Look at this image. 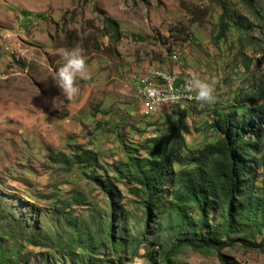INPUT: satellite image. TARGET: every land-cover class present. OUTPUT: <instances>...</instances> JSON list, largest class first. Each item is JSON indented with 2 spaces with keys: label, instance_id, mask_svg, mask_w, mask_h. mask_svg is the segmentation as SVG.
Here are the masks:
<instances>
[{
  "label": "rangeland",
  "instance_id": "rangeland-1",
  "mask_svg": "<svg viewBox=\"0 0 264 264\" xmlns=\"http://www.w3.org/2000/svg\"><path fill=\"white\" fill-rule=\"evenodd\" d=\"M223 7L232 19L242 15L257 21L248 12L252 7L240 0H0V209L5 217L0 218L5 253L0 262L81 264L76 255L63 254L60 244L78 241L80 232L87 235L92 228L82 221L64 226L62 211L76 192L98 201V210L106 201L79 167L66 171L55 161L59 154L83 147L97 152L104 165L124 160L125 138L141 141L156 128L177 123L174 111L188 126L187 142L198 146L205 141L204 122L258 84L264 42L257 40L256 29L254 44L249 43V35L235 26L218 38ZM105 17L118 24L117 41L106 30ZM75 46L82 50L90 79H77L78 93L68 101L53 77L61 63L58 53ZM149 65L215 81V102L202 106L193 100L144 115L134 79ZM70 207L73 214L81 210ZM138 230L131 225L132 234ZM142 252L140 247L123 264H149ZM221 252L238 264H264V251L235 245ZM115 257L109 264H116ZM94 258L104 264L109 259ZM173 260L222 264L214 251L190 247L180 248Z\"/></svg>",
  "mask_w": 264,
  "mask_h": 264
},
{
  "label": "trees",
  "instance_id": "trees-1",
  "mask_svg": "<svg viewBox=\"0 0 264 264\" xmlns=\"http://www.w3.org/2000/svg\"><path fill=\"white\" fill-rule=\"evenodd\" d=\"M240 1L252 7L248 12L260 24L242 15L232 19L223 7L218 38L235 26L249 35V43L254 44L251 33L256 29L257 40L264 42V1L253 0L260 8L252 0ZM104 22L117 41L121 37L118 24L109 17ZM174 113L177 123L156 128L141 141L125 138L124 160L104 165L97 152L83 147L71 155L58 153L55 161L66 171L72 165L79 167L106 201V207L98 210L99 202L88 193L73 194L69 204L81 210L73 214L69 204L64 207V226L82 221L92 232H80L78 241L60 244L63 254L76 255V263L81 264H89L90 259L104 264L94 257L116 255V264H123L142 247L141 256L149 264H173L176 252L190 247L214 251L222 264H238L221 251L235 245L264 251V71L258 75V84L253 82L246 92L236 94L227 111L216 110L204 122L205 141L198 146L187 142L188 126ZM0 214L5 220L1 209ZM132 224L139 228L135 234ZM75 249L81 252L74 253Z\"/></svg>",
  "mask_w": 264,
  "mask_h": 264
},
{
  "label": "clouds",
  "instance_id": "clouds-1",
  "mask_svg": "<svg viewBox=\"0 0 264 264\" xmlns=\"http://www.w3.org/2000/svg\"><path fill=\"white\" fill-rule=\"evenodd\" d=\"M58 54L61 63L55 72L53 83L64 98L70 101L78 93L76 80H88L90 73L87 71L86 60L80 47L63 49ZM214 84L215 81L208 82L199 78L195 73H189L184 91L191 93L192 98L202 106L212 105L216 100ZM144 91L150 97L157 96V91L151 87Z\"/></svg>",
  "mask_w": 264,
  "mask_h": 264
},
{
  "label": "built area",
  "instance_id": "built-area-1",
  "mask_svg": "<svg viewBox=\"0 0 264 264\" xmlns=\"http://www.w3.org/2000/svg\"><path fill=\"white\" fill-rule=\"evenodd\" d=\"M7 48V45L1 47V49L4 50ZM154 69L163 68L154 67ZM134 80L140 81V88L135 89V92L145 114L148 112H155L158 110L160 104H167V102H178L180 105H182L183 101H192V99L177 98L174 95H167L166 93H157L156 97H150L144 91L146 89V83L158 82L174 83L175 87L185 88L186 80H183V75L177 70L168 71L164 69V76H153V73H146V68H144V70H142Z\"/></svg>",
  "mask_w": 264,
  "mask_h": 264
},
{
  "label": "bare ground",
  "instance_id": "bare-ground-1",
  "mask_svg": "<svg viewBox=\"0 0 264 264\" xmlns=\"http://www.w3.org/2000/svg\"><path fill=\"white\" fill-rule=\"evenodd\" d=\"M137 72V71H136ZM146 73H153V76H164V69H154V68H146ZM188 74L186 73L183 75V80H187L188 78ZM135 82V89H139L140 88V81L138 80H134ZM153 88L157 91V93H166L167 95H174L177 98H183V99H192V94L191 93H186L184 91L185 88L182 87H175L174 83H167V82H158V83H146V88ZM184 102V101H183ZM168 106V105H180L178 102H167L166 104H160L159 108H162L164 106ZM153 113V112H151ZM151 113H147V114H151Z\"/></svg>",
  "mask_w": 264,
  "mask_h": 264
},
{
  "label": "crops",
  "instance_id": "crops-1",
  "mask_svg": "<svg viewBox=\"0 0 264 264\" xmlns=\"http://www.w3.org/2000/svg\"><path fill=\"white\" fill-rule=\"evenodd\" d=\"M14 34H16V32L14 33ZM1 47H2V45H1ZM154 67H156V65H149V66H146V67H144V68H154ZM176 70H178V69H172V71H176ZM167 105V104H166ZM164 106V105H163Z\"/></svg>",
  "mask_w": 264,
  "mask_h": 264
}]
</instances>
